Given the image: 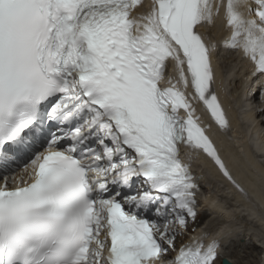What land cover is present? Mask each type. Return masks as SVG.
<instances>
[{"label":"snow or ice","instance_id":"6c2138e0","mask_svg":"<svg viewBox=\"0 0 264 264\" xmlns=\"http://www.w3.org/2000/svg\"><path fill=\"white\" fill-rule=\"evenodd\" d=\"M253 2L224 0L225 45L264 74V0ZM141 5L0 0V264H228L218 240L175 243L199 191L181 145L249 199L193 106L227 133L198 31L221 4L152 0L134 15Z\"/></svg>","mask_w":264,"mask_h":264},{"label":"bare ground","instance_id":"6f19581e","mask_svg":"<svg viewBox=\"0 0 264 264\" xmlns=\"http://www.w3.org/2000/svg\"><path fill=\"white\" fill-rule=\"evenodd\" d=\"M143 11V10H142ZM145 13V12H144ZM146 14V13H145ZM223 101H225V103H227V97L223 96ZM228 104V103H227ZM247 108V106H246ZM229 114L231 115V121H232V126L241 131L239 136L241 138V143H243V150L245 151L246 157L245 160L247 161V163H245L244 161H240L238 163V165L242 168H245L247 170V166H252V169L255 172L259 173V177L260 181L262 182V180L264 179V165L261 164L259 161L255 160L254 157L251 154L250 149L247 146V140L251 141V137L253 136V134H259L262 133L263 134V138H264V124L262 123V119H264L261 115L259 116H255L254 113H243L242 114V118L249 123V127L246 128V132L244 130H241L239 125H238V120L235 116V114L233 113V110L229 108L228 110ZM259 118H261L259 120ZM261 122V124H260ZM231 123V122H230ZM261 134V135H262ZM220 138H222L221 135H219ZM230 142H224L222 141V145L224 152H230L231 155V160L232 161H238V156L235 153V149L230 147ZM203 166L205 168H208V164L203 163ZM233 170L236 172V170L233 168ZM209 175H211L212 177L216 178L215 181L218 183L221 182V184L223 185V188L221 187H215V193H212V196H210L212 198V201H208L207 204H205L203 207L206 208L208 211H211V215L214 218V221L216 223H218V221L221 219L222 215H228L229 213H227L225 211V200H222V198L219 196V194L226 192L230 195H232L233 197H235V203H240L241 202V198L239 197V194H237L234 189H232L231 187H229L219 176L216 175V173L214 172L213 169H210L207 171ZM248 173V172H247ZM257 173V174H258ZM257 175H255L256 177ZM263 178V179H262ZM239 181V182H238ZM237 182L241 185H243L245 187V192H247V194L250 196H254L256 198L260 200V197L257 195V188L260 187L257 182L253 179H249L248 181H245L243 179L238 180ZM210 191H207L206 193L209 194ZM209 197V198H210ZM214 202L216 204H218V208L214 207ZM239 226H242V228H245L246 226H248L245 223H240ZM242 237L244 239H246L248 241L249 244H247V246L245 248H239V243L236 242H231L228 247H227V252L226 254L230 255V257H233L234 260L230 261L231 263L234 264H256V262L254 261V259H252V256L255 252H257L258 250L261 252L260 256H262V260H261V264L264 263V242H260V240H258L256 237H253L250 233L244 232L241 234ZM226 258V256H225Z\"/></svg>","mask_w":264,"mask_h":264},{"label":"rangeland","instance_id":"374dc122","mask_svg":"<svg viewBox=\"0 0 264 264\" xmlns=\"http://www.w3.org/2000/svg\"><path fill=\"white\" fill-rule=\"evenodd\" d=\"M252 226H253V224H252ZM264 264V263H263Z\"/></svg>","mask_w":264,"mask_h":264}]
</instances>
